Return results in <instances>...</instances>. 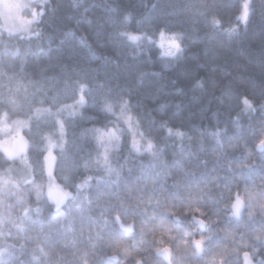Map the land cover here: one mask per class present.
Here are the masks:
<instances>
[{"label": "trees", "instance_id": "1", "mask_svg": "<svg viewBox=\"0 0 264 264\" xmlns=\"http://www.w3.org/2000/svg\"><path fill=\"white\" fill-rule=\"evenodd\" d=\"M21 1L25 24L34 14L39 19L23 31L0 27V70L15 72L25 83L45 78L48 96L56 95L60 102H72L77 81L86 82L90 92L83 115L68 122V159L61 156L56 168L72 197L57 209L46 196L37 201L31 185H22L32 209L39 211L25 218L13 207L18 219L3 226L0 260L135 264L140 258L142 264H167L155 252L159 232L142 230L141 221L162 211L155 203L161 195L172 197L182 212L189 191L199 196L204 189L200 206L213 238L203 256L187 257V264H205L217 253L225 257L224 264H242L245 251L255 264H264V208L255 201L249 206L246 200L239 219L224 208L231 192L243 195L245 185L264 189V151L256 147L264 138V0ZM161 30L176 35L180 51L164 55L156 43ZM128 32L143 35L133 43L121 35ZM124 100L144 137L155 145V155L133 151L125 128L122 144L111 153L120 175L108 176L91 164L98 150L93 141L81 140L80 132L112 127L117 121L102 105L111 101L119 111ZM27 113L25 106L19 118ZM177 129L182 136L176 135ZM51 130L50 118L44 117L33 121L31 135L23 132L36 145L29 155L37 168L40 135ZM84 161L90 166L85 168ZM10 166L13 178L24 174L19 162L10 165L0 153V172ZM89 176V186L78 189ZM14 202L13 197L9 203ZM118 211L125 224L135 221L132 232L115 222ZM168 219L177 237L174 256H182L184 232H194L197 239L208 235L190 216L182 215L179 222ZM229 231L235 233L233 239H225ZM117 242L133 256L125 259L118 252L117 261L110 259ZM244 242L249 246L243 247Z\"/></svg>", "mask_w": 264, "mask_h": 264}, {"label": "snow or ice", "instance_id": "2", "mask_svg": "<svg viewBox=\"0 0 264 264\" xmlns=\"http://www.w3.org/2000/svg\"><path fill=\"white\" fill-rule=\"evenodd\" d=\"M38 19L39 14H34L33 18L29 19L26 24H31ZM26 24L21 21L20 28L26 30ZM121 35H126L131 42L136 43L141 40L143 34L128 32L121 33ZM148 39L151 41L152 38L149 37ZM156 43L163 50L164 55H174L173 49L177 52L180 51V44L175 34L169 35L161 30ZM23 61L24 58H21V73L23 72ZM43 79L45 78L42 77L39 81L29 79L25 83L23 78L18 77L15 72L9 75L6 71L0 70V153L3 154L6 163L12 165L19 162L25 170L19 179H15L11 175L13 171L11 166L0 172V236L4 234L2 229L5 223H14L15 219H18V217L13 216V207H16L21 217L25 218L28 217L30 211H39L38 208L32 209L28 201V193L24 191L22 185H31L30 191L35 193L37 201L46 196L49 201L55 204L57 209L68 198L72 197V193L66 190L57 178L56 168L61 156L65 160L68 159V122L74 121L77 116L83 115V108L88 103L86 93H89L90 89L86 82L77 81V90L75 97L71 99L72 102H60L58 96H48V90L44 87ZM5 80L7 83L4 82ZM29 85L33 88L31 92L29 91ZM3 89H6V91ZM21 91H23V97L19 98L18 94ZM244 102L249 103L246 98ZM25 106L28 108V113L25 114V118L21 119L19 117ZM102 111L114 116L117 123L112 127L93 126L82 129L80 132L81 140L93 141L98 150L96 156L92 158L91 164L103 169L108 176L113 172L117 176L120 175L119 171L111 164V153L118 150L122 144L125 128L129 133V144L133 151L142 154L141 142L143 140L145 141L143 151L155 155L153 152L155 145L150 139L144 137L142 130L139 129L138 119L132 114L127 100L120 103L119 111L116 110V105L111 101H105L102 105ZM44 117L50 118L52 130L43 132L40 135L42 145L37 149L41 153L39 167L37 168L29 155L36 145L31 139L26 138L23 132L27 129L29 135H31L33 121L39 122ZM121 124L123 128H121ZM175 131L176 135H183L179 129ZM167 132L172 134L173 129L168 128ZM256 147L258 150L264 151V138L257 142ZM57 151L60 154L59 156ZM83 166L85 168L89 167V161H84ZM38 176L40 177L39 180L37 179ZM63 179L66 180L67 177L65 176ZM91 179L90 176L85 177L76 187L78 189L88 187ZM199 193L200 195L197 196L189 191L188 203L185 204L182 212L172 197L161 195L155 200V203L162 211L153 213L148 220L141 221L142 230L146 229L147 232L153 233L159 232V238L154 236V248L157 255L163 256L167 260V264H187V257H202L207 250L208 242L213 238L211 225L205 219L204 208L200 206L204 202V189H199ZM13 197L15 198L14 204L9 203ZM197 200H199V204L196 203ZM246 200L249 206H252L255 201L259 203L261 208H264V189H255L254 185L251 187L245 185L243 195L239 191L231 192L229 202L224 205V208L230 209L231 217L239 219ZM152 202L150 198L149 203ZM121 207L123 208V204ZM182 215L190 216L192 223L197 226L200 232L206 231L208 235L201 234L197 239L194 232H184L182 256H174L172 242L177 237L173 235V228L168 218L171 217L172 220L179 222ZM249 216L251 218L252 213H249ZM114 220L122 230L132 232L135 227V221L125 224L119 211L114 216ZM153 220L155 223L150 224V221ZM176 232L179 234V229ZM165 236L167 242H165ZM234 236L235 233L229 231L226 232L225 239H233ZM256 239L259 240L260 237L257 236ZM216 246L220 247L219 241H217ZM248 246L246 242L243 243V247ZM233 251H237V249H233ZM118 252L124 253L125 259L133 256V253L128 251L126 246L117 242L110 259H119ZM242 256L243 264H251L250 254L247 251L243 252ZM224 260L225 257L217 253L213 254L211 260H207L205 264H224ZM0 264H4V262L0 260ZM85 264H87V261H85ZM135 264H142V260L136 258Z\"/></svg>", "mask_w": 264, "mask_h": 264}, {"label": "rangeland", "instance_id": "3", "mask_svg": "<svg viewBox=\"0 0 264 264\" xmlns=\"http://www.w3.org/2000/svg\"><path fill=\"white\" fill-rule=\"evenodd\" d=\"M21 4V0H0V27L14 32L23 31V29L20 28V22L23 21L20 17ZM144 144L145 141L142 140V151Z\"/></svg>", "mask_w": 264, "mask_h": 264}, {"label": "water", "instance_id": "4", "mask_svg": "<svg viewBox=\"0 0 264 264\" xmlns=\"http://www.w3.org/2000/svg\"><path fill=\"white\" fill-rule=\"evenodd\" d=\"M197 227V226H196ZM198 229V228H197ZM199 230V229H198ZM200 231V230H199ZM156 255H157V253H156ZM112 256V255H111ZM110 256V257H111ZM158 257H160V258H162L163 259V261L165 262V263H167V260L163 257V256H160V255H157ZM250 258H251V264H255V262H254V260L252 259V257L250 256ZM118 260V259H117ZM117 260H114V261H117ZM242 261H243V256H242Z\"/></svg>", "mask_w": 264, "mask_h": 264}]
</instances>
